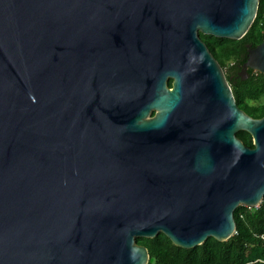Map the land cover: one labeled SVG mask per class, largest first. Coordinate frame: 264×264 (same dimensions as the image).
<instances>
[{
    "label": "water",
    "instance_id": "1",
    "mask_svg": "<svg viewBox=\"0 0 264 264\" xmlns=\"http://www.w3.org/2000/svg\"><path fill=\"white\" fill-rule=\"evenodd\" d=\"M259 1L0 0V264H147L138 237L235 233L264 199V116L200 34L241 39Z\"/></svg>",
    "mask_w": 264,
    "mask_h": 264
},
{
    "label": "trees",
    "instance_id": "2",
    "mask_svg": "<svg viewBox=\"0 0 264 264\" xmlns=\"http://www.w3.org/2000/svg\"><path fill=\"white\" fill-rule=\"evenodd\" d=\"M213 56L224 69L241 56L239 64L246 61L248 44L257 46L264 40V0L259 1L258 13L249 31L239 40L201 33ZM240 108L255 118L264 116V73L249 69L246 78L228 79ZM172 79L169 80L171 86ZM237 136L249 147H254L252 135L244 130ZM235 233L225 241L214 237L196 247L177 246L165 234L153 238L138 237L139 244L148 248L147 264H264V199L258 207L239 205L234 211Z\"/></svg>",
    "mask_w": 264,
    "mask_h": 264
},
{
    "label": "flooded vegetation",
    "instance_id": "3",
    "mask_svg": "<svg viewBox=\"0 0 264 264\" xmlns=\"http://www.w3.org/2000/svg\"><path fill=\"white\" fill-rule=\"evenodd\" d=\"M209 48V47H208ZM210 50V49H209ZM241 56H238V58L236 57V59L231 63V66H235L234 70L231 71V68H227L224 69L225 71V75L227 77V79H229L230 77H235L237 78H243V72H242V65L239 64V60H240ZM219 62V61H218ZM220 63V62H219ZM221 65V64H220Z\"/></svg>",
    "mask_w": 264,
    "mask_h": 264
},
{
    "label": "rangeland",
    "instance_id": "4",
    "mask_svg": "<svg viewBox=\"0 0 264 264\" xmlns=\"http://www.w3.org/2000/svg\"><path fill=\"white\" fill-rule=\"evenodd\" d=\"M264 100V99H263Z\"/></svg>",
    "mask_w": 264,
    "mask_h": 264
}]
</instances>
